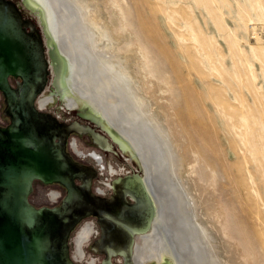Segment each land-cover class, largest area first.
Masks as SVG:
<instances>
[{
  "label": "rangeland",
  "instance_id": "rangeland-1",
  "mask_svg": "<svg viewBox=\"0 0 264 264\" xmlns=\"http://www.w3.org/2000/svg\"><path fill=\"white\" fill-rule=\"evenodd\" d=\"M13 1L38 25L22 0ZM92 2L99 4V20L120 33L116 52L122 58L133 57L130 71L138 91L152 108L162 111L183 183L188 189L192 186L190 191H200V183L209 189L202 197L217 206V221L213 226L206 223L198 200L195 211L213 236L211 251L220 264H264V0ZM98 40L92 51H100L106 42ZM44 90L51 91L50 81ZM4 107L0 93V126L9 122ZM40 109L108 137L99 126L68 110L59 97ZM72 137L85 153L80 159L67 148L77 160L98 169L89 155L95 151L105 165L110 162L118 170L116 176L106 171L98 175L93 191L100 188L107 196L109 181L135 171L114 142L101 149L86 132H72L68 141ZM191 167L195 172L189 175ZM32 186L29 201L37 207L53 206L44 196L50 188L65 194L56 184L34 180ZM118 258L112 263L120 264Z\"/></svg>",
  "mask_w": 264,
  "mask_h": 264
},
{
  "label": "bare ground",
  "instance_id": "bare-ground-1",
  "mask_svg": "<svg viewBox=\"0 0 264 264\" xmlns=\"http://www.w3.org/2000/svg\"><path fill=\"white\" fill-rule=\"evenodd\" d=\"M22 5L38 16L51 75V91L38 96L37 106L47 107L59 97L68 110L91 117L132 161L134 173L144 179L156 215L148 232L137 235L135 243L133 238L132 264H220L211 251L213 236L197 219L195 202L202 203L201 215L212 226L218 208L202 197L209 193L204 184L200 183V191H190L192 186L188 189L178 175L179 156L162 111L152 108L148 97L138 91L130 71L133 57L122 58L116 52L120 33L100 21L99 4L22 0ZM98 37L106 42L100 51H92ZM101 137L98 143L106 148ZM193 172L191 167L189 175Z\"/></svg>",
  "mask_w": 264,
  "mask_h": 264
},
{
  "label": "water",
  "instance_id": "water-1",
  "mask_svg": "<svg viewBox=\"0 0 264 264\" xmlns=\"http://www.w3.org/2000/svg\"><path fill=\"white\" fill-rule=\"evenodd\" d=\"M49 76L41 29L23 15L16 2L0 0V93L5 104L3 113L9 119L0 126V264H72L70 231L84 217L99 215L108 203L107 198L94 195L91 189L95 169L74 160L66 148L72 132H86L97 143L102 139L100 133L76 120L60 121L37 106ZM78 115L94 123L91 117ZM36 174L43 181L36 179ZM34 180L63 185L66 193L60 203L33 205L29 194ZM119 181L121 193L115 186L110 196L123 199L119 221L131 222L136 230L148 228L153 208L144 182L137 175ZM126 194L137 203L128 204ZM106 234L110 235L109 231ZM117 235L122 245L125 233ZM129 238L130 245L132 234ZM113 253H121L124 264H132L130 248Z\"/></svg>",
  "mask_w": 264,
  "mask_h": 264
},
{
  "label": "flooded vegetation",
  "instance_id": "flooded-vegetation-1",
  "mask_svg": "<svg viewBox=\"0 0 264 264\" xmlns=\"http://www.w3.org/2000/svg\"><path fill=\"white\" fill-rule=\"evenodd\" d=\"M35 15L37 16L36 13H35ZM37 18H38V16H37ZM38 26H39V24H38ZM60 121H64V120H60ZM95 125L99 126L96 123H95ZM107 135H108V133H107ZM69 136H70V134H69ZM69 136H68V138H69ZM89 137H90L91 141L94 144H96L99 148H101V149L105 148V147H102L99 143H97L91 137L90 134H89ZM103 137H104L103 143H104V145L106 146L107 149L111 148L113 146V142L120 148L118 143L116 141L112 140L109 135H108V137H109L110 142H111L110 144H109V141L107 140V137H105L104 135H103ZM68 138H67V141H68ZM66 148H67V142H66ZM120 150H121V148H120ZM91 153L96 154L95 151H93ZM70 155L72 156V158L74 160H76V161H78V162H80V163H82L84 165H90V164H87V163H85V162H83L81 160L80 161L77 160L76 157L73 156L71 153H70ZM92 157L94 158L93 155H92ZM90 166H92V165H90ZM92 167L95 169V173L92 175L91 189H92L93 180L98 176V173H97L98 169H96L94 166H92ZM134 175H137L142 181L144 180L140 175H138V174H136L134 172H132V173H130V172L129 173H124L123 175H121V176L119 175V176L113 178L111 181L108 182V185L111 188V192L107 196L103 195V190L101 189L102 190V195H99V196L107 198V200H108L107 202L108 203L107 204L105 203L104 207H102L99 211L100 212L102 211L101 213L107 214V216H102L101 213L99 215H95V214L88 215V216H93V217L97 218V223H98V225L100 226V229H101V236H100L99 240L98 241H94L93 245H92L98 251L91 252V254L93 256L97 257L98 264H108L109 261L112 262V258H117V257H119L118 259H120V261H121L120 264H124L125 263L124 255H122L121 253L114 254L113 251L114 250H116V251H120V250L128 251L129 248L131 249V244L129 245V239H130L129 237H131V234H132V239L134 238V243H135V238L137 237V235L145 234L151 228V225H152L153 220H154L155 215H156L155 214V211H156L155 205H154V208H153V205H152L153 216H152V219H150L149 227L148 228L146 227L143 230H136L135 226H133L131 224V222L130 223L129 222H125V221H121L120 222L119 219H118L119 206H120L121 203H123V199L119 198V197H115V198L111 197L110 198V196L112 194H114V192H115V188H116L115 186H117V190H118L119 193H121V191H122V189H121L122 187L120 186L121 185L120 181L116 182V180L126 179L128 176H134ZM112 181H113V185L111 183ZM77 182H79V181H77ZM50 184H56L57 186L62 187L63 189H65V193H66V188L63 185H61L59 183H50ZM113 186H114V189H113ZM93 192H95V191H93ZM62 198H63V196L61 197L60 201L62 200ZM125 200L128 202V204L137 203V200L134 197H132L130 194H126ZM60 201L57 204H59ZM144 205H146V204H144ZM136 226H138V225H136ZM108 231H109L110 235L106 234ZM118 232H124L125 233L124 242H123L122 245H119L118 241H117V239H118L117 233ZM104 233H105L106 237H104ZM134 243H133V246H132V250H134ZM89 251H91V250H89ZM133 259H134V251H133V254H132V260ZM127 264H130V263H127Z\"/></svg>",
  "mask_w": 264,
  "mask_h": 264
},
{
  "label": "clouds",
  "instance_id": "clouds-1",
  "mask_svg": "<svg viewBox=\"0 0 264 264\" xmlns=\"http://www.w3.org/2000/svg\"><path fill=\"white\" fill-rule=\"evenodd\" d=\"M67 148L77 158H85V153L82 151L81 145L75 137L69 139L67 142ZM89 155H93L97 161L98 175L104 173L105 171L109 176H116L118 174V170L110 162L107 165L104 164L103 157L94 153H90ZM35 178L43 181V177L39 174H36ZM118 181L119 180H116V182ZM111 183L113 185V181ZM62 195L63 194L55 188H50L44 193V196L48 202L53 205L60 201ZM94 195H102V190L97 188L94 192ZM101 215L107 216L105 213H101ZM64 222L68 223L67 220ZM100 236L101 229L97 223L96 217L86 216L85 218L81 219L69 233V256L71 258L72 264H98L97 257L92 256L91 252L98 251L92 245L94 241L99 240Z\"/></svg>",
  "mask_w": 264,
  "mask_h": 264
}]
</instances>
